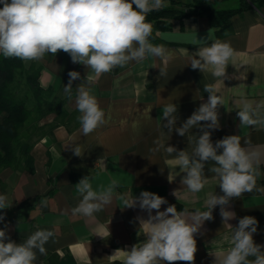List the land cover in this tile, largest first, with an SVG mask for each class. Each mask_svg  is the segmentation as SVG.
Returning <instances> with one entry per match:
<instances>
[{"label":"crops","instance_id":"obj_1","mask_svg":"<svg viewBox=\"0 0 264 264\" xmlns=\"http://www.w3.org/2000/svg\"><path fill=\"white\" fill-rule=\"evenodd\" d=\"M191 1L165 0V4L186 10V4ZM208 1L214 8H231L239 3L238 0ZM165 21L168 27L155 29L147 20L155 36L166 41L149 39V42L169 50V59L149 57L141 63L130 62L103 74L90 86L105 111L107 123L87 136L82 134L77 119L80 113L74 101L76 87L81 83L87 86L85 78L90 70L73 63L63 51L55 56L46 54L39 61H23L25 69H38L37 80L42 90L39 111L31 112L19 134L22 141L30 143L33 166L32 170L0 168V194L6 195L11 205L0 210L4 216L0 229H6V235L17 244L37 230L53 231L54 236L45 245L46 255L37 251L35 264H123L124 251L147 239L140 232L137 217L146 220L149 215L138 204L135 208H123L119 197L125 194L134 198L143 191L152 192L167 201L161 211L175 205L177 211L189 212L208 210L204 204L207 193L223 195L215 174L209 171L214 162L209 161L204 169L208 184L201 192L185 196L181 179L186 173L168 163L175 153L170 156L163 148L157 150V141L162 140L165 147L173 146L191 155L195 139L202 134L201 128L193 127L185 136H180L174 128L169 136L168 129L163 127L167 121L162 112L165 105L175 104L176 127L182 126L207 102L205 85H214L217 95L224 100V105L218 107L219 127L206 129L213 144L225 136L239 135L242 146L264 151V128L240 126L237 116L245 100L254 106L264 105V0H254L233 14L228 20V32L218 38L206 15L178 17L171 13ZM217 39L229 42L235 51L227 67L228 79L224 80L190 66L192 53ZM160 68H166L165 76H160ZM70 71L80 73V78L72 84V100L64 92ZM18 79L28 86L25 72ZM25 93L26 106L36 105L32 91L26 89ZM16 95L20 96L17 92ZM261 112L264 113V106ZM189 135L193 137L191 142ZM245 140L250 143L245 144ZM74 147L80 148L81 156L74 154ZM259 170L258 188L264 187V159ZM169 174L174 179L171 182ZM85 176L97 191L113 179L119 182L112 203L92 217L73 215L71 211L82 198L76 184ZM173 191H178L181 198L172 195ZM225 207L236 214L235 219L228 221L233 227L245 216L255 217L258 224L253 239L256 244L264 245V192L244 193ZM155 214L153 210L152 215ZM212 216L195 234L194 264H214L215 256L210 253L227 251L230 247L223 237L230 236L232 229L223 225L220 206L213 209ZM118 249L120 252L113 256Z\"/></svg>","mask_w":264,"mask_h":264},{"label":"clouds","instance_id":"obj_2","mask_svg":"<svg viewBox=\"0 0 264 264\" xmlns=\"http://www.w3.org/2000/svg\"><path fill=\"white\" fill-rule=\"evenodd\" d=\"M0 5V54L3 57L39 61L46 54L55 56L63 51L70 55L73 63L90 70L85 78L87 86L81 83L76 87L74 101L80 113L77 119L85 136L107 123L105 111L90 87L100 76L133 61L141 63L149 57H171L163 45L149 42L152 25L147 22V15L166 7L165 0H0ZM234 55L229 42L217 39L198 47L192 53L190 66L193 70L224 80L228 79L226 71ZM166 74V68H160V76ZM68 76L64 92L72 100V84L80 78V73L70 71ZM204 91L208 93L207 102L202 103L182 126L176 127L175 104L165 105L162 112L163 119L167 121L163 127L168 129L169 136L174 128L180 136L189 134L193 127L201 128L202 134L195 139L191 155L185 150L177 151L173 146L165 147L162 140L157 141V150L163 148L170 156L175 153L168 163L186 173L181 179L186 189L185 196L201 192L208 184L204 169L209 161L214 162L209 171L215 174L223 195L207 193L204 204L208 210L197 209L194 212L187 209L177 211L175 205L161 211L166 199L148 191L134 198H128L126 194L120 196L123 208H135L138 204L149 214L146 220L137 217L140 232L147 239L133 245L130 251H124L123 264H194L197 252L195 234L205 221L213 218L212 211L217 206H220L223 225L232 232L230 236L223 237L230 245L227 251L210 253L215 256L214 264H264V251H261L264 245L256 244L253 239L258 224L255 217L245 216L233 227L228 221L235 219L236 214L225 207L231 199L244 193L253 190L264 192V187H257L264 151L242 146L239 135L225 136L214 145L211 133L206 129L219 127L218 107L224 105V100L217 95L214 85H205ZM262 106L243 101L237 112L240 126L264 128ZM200 122L209 123L201 125ZM188 139L191 142L193 137L189 135ZM248 143L245 140V144ZM220 149L222 151L218 154ZM73 151L76 156H81L79 147H74ZM168 180H174L170 174ZM118 186L119 182L113 179L107 187L101 186L97 191L88 176L80 179L76 191L82 198L71 210L73 215L92 217L112 203L114 189ZM177 193L173 191L172 195L180 199ZM41 203L46 204V201ZM10 206L7 196L0 194V210ZM153 210H156L155 215H152ZM3 220L4 216L0 215V221ZM53 236L51 230H37L26 241L17 244L6 235V229H0V264H35L37 251L46 255L45 245ZM119 252L118 249L113 256Z\"/></svg>","mask_w":264,"mask_h":264},{"label":"trees","instance_id":"obj_3","mask_svg":"<svg viewBox=\"0 0 264 264\" xmlns=\"http://www.w3.org/2000/svg\"><path fill=\"white\" fill-rule=\"evenodd\" d=\"M253 1L238 0L239 3L236 7L214 8L213 3L208 0H192L186 4V10L168 5L148 13L147 20L151 21L154 28L157 29L168 27L165 18L171 13L178 17L206 15L215 27V38H218L228 32L229 18ZM149 39L160 43L166 42L157 38L153 31ZM23 72H25V82L36 100V105L31 108L26 106L23 97L16 95L13 88V83L18 81L17 77ZM37 78V68L25 69L22 60L5 58L0 54V168L11 166L32 170V157L29 155L30 143L22 141L19 134L31 112L39 111L38 103L42 97V90Z\"/></svg>","mask_w":264,"mask_h":264},{"label":"rangeland","instance_id":"obj_4","mask_svg":"<svg viewBox=\"0 0 264 264\" xmlns=\"http://www.w3.org/2000/svg\"><path fill=\"white\" fill-rule=\"evenodd\" d=\"M0 7H2V5H0ZM20 77V75L18 76ZM17 77V79H18ZM21 80L18 79V81H16L15 83H13V88L15 89V91L21 96V97H25V92H26V89L29 91L30 88L22 83V81L20 82ZM31 91V90H30Z\"/></svg>","mask_w":264,"mask_h":264}]
</instances>
